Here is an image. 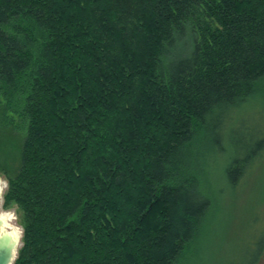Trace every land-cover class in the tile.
Listing matches in <instances>:
<instances>
[{"label":"trees","instance_id":"obj_1","mask_svg":"<svg viewBox=\"0 0 264 264\" xmlns=\"http://www.w3.org/2000/svg\"><path fill=\"white\" fill-rule=\"evenodd\" d=\"M247 103L264 107V0H0L14 264H174L218 156L234 189L264 160Z\"/></svg>","mask_w":264,"mask_h":264},{"label":"rangeland","instance_id":"obj_2","mask_svg":"<svg viewBox=\"0 0 264 264\" xmlns=\"http://www.w3.org/2000/svg\"><path fill=\"white\" fill-rule=\"evenodd\" d=\"M240 111L244 115L238 113V117L255 116L249 118L250 125L258 126L264 120V107L259 105L247 103ZM7 143L0 139V167L16 171V147ZM218 157L211 170L210 189L215 195L211 213L198 238L174 264H264V160L234 189L227 185L224 176L227 159ZM0 178L8 182L1 168ZM0 210L15 211L18 219L11 222V227L23 229L21 214L15 207Z\"/></svg>","mask_w":264,"mask_h":264},{"label":"water","instance_id":"obj_3","mask_svg":"<svg viewBox=\"0 0 264 264\" xmlns=\"http://www.w3.org/2000/svg\"><path fill=\"white\" fill-rule=\"evenodd\" d=\"M1 179V178H0ZM0 264H14L18 250L22 244V236L14 235V232L7 229L5 223H0Z\"/></svg>","mask_w":264,"mask_h":264},{"label":"clouds","instance_id":"obj_4","mask_svg":"<svg viewBox=\"0 0 264 264\" xmlns=\"http://www.w3.org/2000/svg\"><path fill=\"white\" fill-rule=\"evenodd\" d=\"M8 188V182L6 180L0 179V209L3 208L4 204V195L5 190ZM18 219V216L13 210H0V223H7L8 221H15ZM3 229L0 228V232ZM23 233V229L18 227L15 229L14 235L21 236Z\"/></svg>","mask_w":264,"mask_h":264},{"label":"bare ground","instance_id":"obj_5","mask_svg":"<svg viewBox=\"0 0 264 264\" xmlns=\"http://www.w3.org/2000/svg\"><path fill=\"white\" fill-rule=\"evenodd\" d=\"M11 222L12 221H8L7 223H6V226L8 227V228H10L12 225H11ZM12 229H11V231H13V232H15V229L16 228H13V227H11Z\"/></svg>","mask_w":264,"mask_h":264}]
</instances>
